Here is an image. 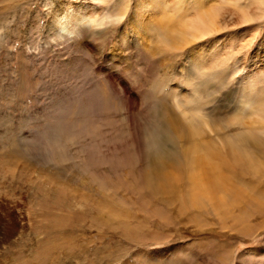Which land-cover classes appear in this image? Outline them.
<instances>
[{
  "label": "rangeland",
  "instance_id": "obj_1",
  "mask_svg": "<svg viewBox=\"0 0 264 264\" xmlns=\"http://www.w3.org/2000/svg\"><path fill=\"white\" fill-rule=\"evenodd\" d=\"M159 12L198 37L170 45ZM159 100L207 122L168 146L181 167L217 147L219 205L175 166L172 191L147 183ZM163 263L264 264V0H0V264Z\"/></svg>",
  "mask_w": 264,
  "mask_h": 264
},
{
  "label": "bare ground",
  "instance_id": "obj_2",
  "mask_svg": "<svg viewBox=\"0 0 264 264\" xmlns=\"http://www.w3.org/2000/svg\"><path fill=\"white\" fill-rule=\"evenodd\" d=\"M78 8H80V6H78ZM83 9L86 10L87 7L83 6V8H80L81 12H83ZM80 10L78 9L77 13H79ZM162 13L163 12H159L158 15L159 18L162 20L163 25H165L166 27L160 30V33L162 34L166 33L163 34L164 37L167 36L166 38L170 37L167 39L168 43L170 41V45L171 43L179 40H181L182 43H184L185 41H188L189 36H192L191 37L192 39L198 37V35H193L191 33V29L194 30V34H196L197 32L200 31L199 29L200 23L197 24L195 21L191 23V20L187 18L186 15H183L184 19H181L182 18L181 17L178 20L177 18L179 16L176 17L168 14V15H164L165 16L164 17L161 16ZM89 15H90L89 17L86 16L88 20L89 21L93 20L95 22L93 16L91 14ZM152 17L154 18V15H152ZM67 18L68 19H66L65 23H63L62 26L63 31L68 30L70 24L74 29V31H72L73 29H71L72 32H75L77 28L78 29L81 28L80 24L76 23L77 20L76 17L73 18L67 17ZM217 21H218V15H215V13H210V22L209 25H207V28L209 29L215 28L217 26ZM134 28H135L134 30H136L137 32V26ZM173 29L179 30V31L176 30L177 34L176 32L171 31ZM166 30H168V32ZM173 33L176 35H173ZM189 43L190 42L188 41L187 44ZM207 83L208 81H204L195 88L197 90L198 95L200 94L202 95V93L204 92V89L199 88V86L200 85L206 86ZM159 102H161V100H159ZM249 103L251 104V102ZM201 104L202 103H199L194 111L199 110L200 112H202ZM159 109H161L160 115L163 119L159 121V126H155L152 132L148 136V142L150 146V164L152 165V171L148 175L147 183L155 191L160 193L163 191L166 192L172 191L174 188V182L167 178L168 174H166V171L168 167L175 166V168H177L176 170L178 171L181 170L186 173L187 181L189 182L190 185V190L188 189L189 190L188 200H190L191 203L196 205L199 204L200 202H203V200L208 199L212 203H215L216 206L219 205L217 203L221 202L222 200H220L218 198L219 196L217 197V195L221 194L219 192L226 191L227 186H226L225 178L222 175L221 168L219 164L215 162L219 157V153H217V147L215 148L213 145L209 143L194 145L192 147H189V149L186 152L187 157L185 156L186 161L184 163V166L181 167V164L179 163L180 159L176 154L177 152L174 149H170L168 146V144L170 143L172 144L176 143L181 137L199 136L203 132L204 127L207 125V122L204 120V117L202 116V114L201 115L195 114V116H191L190 120L188 119L190 121L191 128L187 130V128L182 127L181 124L180 125L177 124L176 121L170 118L169 119L166 118L167 108H165L162 102L160 103ZM240 140L243 143L247 142V139L243 137ZM234 146L232 145L230 147L231 148L230 151L232 152L234 158H236V160L239 161L247 162L249 166L250 165L252 166L253 162L250 158H248L247 153L244 152L242 149H240L238 145H234Z\"/></svg>",
  "mask_w": 264,
  "mask_h": 264
},
{
  "label": "snow or ice",
  "instance_id": "obj_3",
  "mask_svg": "<svg viewBox=\"0 0 264 264\" xmlns=\"http://www.w3.org/2000/svg\"><path fill=\"white\" fill-rule=\"evenodd\" d=\"M217 39H223V37H220V38H214L212 41H211V44H215L217 42ZM211 44L209 43H205L201 46H198L197 48H194L191 50L190 52V55H194L196 54L197 52H200L201 51V48H203L205 51L203 53V55H207V50L211 47ZM225 46H230V45H225ZM223 50V49H221Z\"/></svg>",
  "mask_w": 264,
  "mask_h": 264
}]
</instances>
